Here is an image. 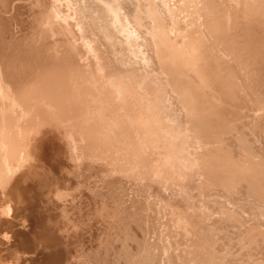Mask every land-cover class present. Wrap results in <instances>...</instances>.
Returning <instances> with one entry per match:
<instances>
[{"label":"rangeland","instance_id":"obj_1","mask_svg":"<svg viewBox=\"0 0 264 264\" xmlns=\"http://www.w3.org/2000/svg\"><path fill=\"white\" fill-rule=\"evenodd\" d=\"M41 1L0 0V264H263L264 0Z\"/></svg>","mask_w":264,"mask_h":264},{"label":"bare ground","instance_id":"obj_2","mask_svg":"<svg viewBox=\"0 0 264 264\" xmlns=\"http://www.w3.org/2000/svg\"><path fill=\"white\" fill-rule=\"evenodd\" d=\"M7 1H8V0H7ZM29 1H30V0H29ZM40 1H41V0H40ZM155 1H156V0H155ZM170 1H171V0H170ZM41 2H42V1H41ZM164 2H165V1H164ZM228 2H229V1H228ZM12 3H13V2H12ZM39 3H40V2H39ZM51 3H52V2H51ZM250 3H251V2H250ZM61 4H62V3H61ZM72 4H73V3H72ZM102 4H103V3H102ZM102 4H101V5H102ZM177 4H178V3H177ZM242 4H243V3H242ZM2 5H3V4H2ZM10 5H11V4H10ZM47 5H48V3H47ZM197 5H198V4H197ZM52 6L54 7V5H52ZM65 6H66V5H65ZM76 6H77V5H76ZM111 6H112V5H111ZM115 6H116V5H115ZM166 6H167V5H166ZM245 6H246V5H245ZM14 7H15V6H14ZM34 7H35V6H34ZM45 7H46V6H45ZM106 7H107V6H106ZM226 7H227V6H226ZM2 8H3V6H2ZM8 8H9V6H8ZM17 8H18V7H17ZM39 8H40V6H39ZM47 8H48V6H47ZM55 8H56V7H55ZM72 8H73V7H72ZM74 8H75V7H74ZM116 8H117V7H116ZM165 8H166V7H165ZM9 9H10V8H9ZM52 9H53V8H52ZM56 9H57V8H56ZM56 9H54V10H56ZM215 9H216V8H215ZM15 10H17V9H15ZM45 10H46V9H45ZM189 10H190V9H189ZM252 10H253V9H252ZM30 11H31V10H30ZM52 11H53V10H52ZM118 11H119V9H118ZM147 11H148V10H147ZM182 11H183V10H182ZM242 11H243V10H242ZM247 11H248V10H247ZM42 12H43V11H42ZM42 12H41V13H42ZM46 12H47V11H46ZM73 12H74V11H73ZM75 12H76V11H75ZM231 12H232V11H231ZM259 12H260V11H259ZM41 13H40V14H41ZM55 13H56V12H55ZM76 13H77V12H76ZM78 13H79V12H78ZM80 13H81V12H80ZM116 13H117V12H116ZM157 13H158V12H157ZM162 13H163V12H162ZM15 14H16V13H15ZM57 14H58V12H57ZM112 14H113V13H112ZM146 14H149V13L147 12ZM248 14H249V13H248ZM258 14H259V13H258ZM53 15H54V14H53ZM108 15H109V14H108ZM169 15H170V14H169ZM169 15H168V17H169ZM262 15H263V14H262ZM39 16H40V15H38V17H39ZM56 16H59V14L56 15ZM66 16H67V15H66ZM112 16H113V15H112ZM263 16H264V15H263ZM77 17H78V16H77ZM83 17H84V15H83ZM135 17H136V16H135ZM173 17H174V16H173ZM236 17H237V16H236ZM30 18H32V17H30ZM57 18H60V17H57ZM63 18H65V17H63ZM113 18H114V17H113ZM121 18H122V17H121ZM127 18H128V17H127ZM133 18H134V17H133ZM214 18H215V17H214ZM248 18H249V17H248ZM17 19H18V18H17ZM38 19H39V18H38ZM66 19H67V18H66ZM111 19H112V18H111ZM168 19H169V18H168ZM175 19H176V17H175ZM236 19H237V18H236ZM255 19H256V18H255ZM261 19H262V18H261ZM47 20H48V19H47ZM76 20H77V19H76ZM115 20H116V19H115ZM117 20H118V19H117ZM190 20H191V19H190ZM205 20H206V19H205ZM209 20H210V19H209ZM243 20H244V19H243ZM250 20H251V19H250ZM257 20H258V19H257ZM17 21H18V20H17ZM43 21H44V20H43ZM77 21H78V20H77ZM141 21H143V20H141ZM180 21H181V20H180ZM262 21H263V19H262ZM50 22H52V21H50ZM120 22H121V21H120ZM139 22H140V21H139ZM196 22H197V21H196ZM234 22H235V21H234ZM236 22H237V21H236ZM36 23H37V22H36ZM41 23H43V22H41ZM47 23H48V22H47ZM87 23H88V22H87ZM174 23H175V22H174ZM174 23H173V24H174ZM208 23H209V22H208ZM263 23H264V22H263ZM31 24H32V23H31ZM40 25H41V24H40ZM78 25H79V23H78ZM112 25H113V24H112ZM165 25H166V24H165ZM187 25H188V24H187ZM191 25H192V24H191ZM208 25H209V24H208ZM233 25H234V24H233ZM251 25H252V24H251ZM256 25H258V24H256ZM36 26H37V24H36ZM36 26H35V27H36ZM62 26H63V25H62ZM172 26H173V25H172ZM222 26H223V25H222ZM245 26H246V25H245ZM248 26H249V25H248ZM248 26H247V27H248ZM17 27H18V25H17ZM37 27H38V26H37ZM37 27H36V28H37ZM67 27H68V26H67ZM74 27H75V26H74ZM126 27H129V26H126ZM126 27H125V28H126ZM140 27H141V26H140ZM155 27H156V26H155ZM169 27H170V26H169ZM259 27H260V26H259ZM38 28H39V27H38ZM77 28H78V27H76L75 30H76ZM106 28H107V27H106ZM112 28H113V27H112ZM115 28H116V27H115ZM253 28H254V27H253ZM57 29H58V28H57ZM154 29H155V28H154ZM168 29H169V28H168ZM170 29H171V28H170ZM242 29H243V28H242ZM245 29H246V28H245ZM261 29H262V28H261ZM38 30H39V29H38ZM53 30H54V29H53ZM75 30H74V31H75ZM122 30H123V29H122ZM126 30H127V29H126ZM130 30H131V29H130ZM157 30H158V29H157ZM181 30H182V29H181ZM257 30H258V29H257ZM262 30H264V27H263ZM41 31H42V30H41ZM110 31H111V30H110ZM113 31H114V30H113ZM124 31H125V30H124ZM132 31H133V30H131L130 32L132 33ZM145 31H146V30H145ZM39 32H40V31H39ZM43 32H44V31H43ZM54 32H56V31L54 30ZM57 32H58V30H57ZM127 32H128L127 35H130V34H129V31H127ZM253 32H254V31H253ZM12 33H13V32H12ZM58 33H59V32H58ZM133 33H135V32H133ZM230 33H231V32H230ZM230 33H229V34H230ZM258 33H260V32H258ZM44 34H45V33H44ZM63 34H64V33H63ZM91 34H92V33H91ZM91 34H90V35H91ZM154 34H155V33H154ZM250 34H251V33H250ZM262 34H263V33H262ZM12 35H14V34H12ZM17 35H18V34H17ZM40 35H41V33H40ZM42 35H43V33H42ZM42 35H41V36H42ZM87 35H88V34H87ZM135 35H136V34H135ZM160 35H162V34H160ZM234 35H235V34H234ZM252 35H253V34H252ZM61 36H62V35H61ZM132 36H133V35H132ZM153 36H154V35H153ZM188 36H189V35H188ZM211 36H212V35H211ZM249 36H250V35H249ZM254 36H256V35H254ZM258 36H259V35H258ZM79 37H80V36H79ZM87 37H88V36H87ZM89 37H90V36H89ZM121 37H123V36H121ZM150 37H151V36H150ZM163 37H164V36H163ZM163 37H162V38H163ZM233 37H235V36H233ZM251 37H252V36H251ZM262 37H263V36H262ZM262 37H261V38H262ZM128 38H130V37H128ZM219 38H220V37H219ZM242 38H243V37H242ZM30 39H31V38H30ZM38 39H39V38H38ZM46 39H48V38H46ZM56 39H57V38H56ZM58 39H59V38H58ZM67 39H68V38H67ZM80 39H81V38H80ZM87 39H88V38H87ZM115 39H116V38H115ZM121 39H122V38H121ZM144 39H145V38H144ZM155 39H156V37H155ZM244 39H245V38H244ZM250 39H251V38L249 37V41H250ZM259 39H260V38H259ZM263 39H264V38H263ZM16 40H17V39H16ZM16 40H15V41H16ZM24 40H25V38H24ZM27 40H28V39H27ZM39 40H40V39H39ZM74 40H75V39H74ZM83 40H84V39H83ZM89 40H90V39H89ZM221 40H222V39H221ZM255 40H257V39H255ZM11 41H12V40H11ZM47 41H48V40H47ZM62 41H64V39H63ZM115 41H116V40H115ZM160 41H161V40H160ZM183 41H184V40H183ZM229 41H230V40H229ZM233 41H234V40H233ZM31 42H32V41H31ZM58 42H59V41H58ZM91 42H92V40H91ZM93 42H94V41H93ZM150 42H151V41H150ZM211 42H212V41H211ZM251 42H252V41H251ZM29 43H30V42H29ZM38 43H39V42H38ZM38 43H36V44H38ZM45 43H46V42H45ZM49 43H50V42H49ZM51 43H52V42H51ZM78 43H79V42H78ZM83 43H85V40H84ZM88 43H89V42H88ZM128 43H129V42H128ZM160 43H161V42H160ZM163 43H164V42H163ZM218 43H219V42H218ZM237 43H238V42H237ZM237 43H236V44H237ZM257 43H258V42H257ZM16 44H17V43H16ZM19 44H20V43H19ZM63 44H64V42H63ZM97 44H98V43H97ZM125 44H126V43H125ZM161 44H162V43H161ZM245 44H246V43H245ZM248 44H249V43H248ZM27 45H28V44H27ZM29 45H30V44H29ZM32 45H33V44H32ZM34 45H35V44H34ZM38 45H39V44H38ZM60 45H61V44H60ZM64 45H65V44H64ZM83 45H84V44H83ZM85 45H86V44H85ZM99 45H100V44H99ZM154 45H155V44H154ZM167 45H168V44H167ZM189 45H190V44H189ZM191 45H192V44H191ZM20 46H21V45H20ZM41 46H42V45H41ZM41 46H40V47H41ZM53 46H54V45H53ZM61 46H62V45H61ZM69 46H70V45H69ZM90 46H91V45H90ZM124 46H125V45H124ZM224 46H225V45H224ZM232 46H233V45H232ZM250 46H251V45H250ZM15 47H16V46H15ZM28 47H29V46H28ZM35 47H36V45H35ZM38 47H39V46H38ZM51 47H52V46H51ZM62 47H63V46H62ZM82 47H83V46H82ZM135 47H136V46H135ZM220 47H221V46H220ZM242 47H243V45H242ZM19 48H20V47H19ZM32 48H33V47H32ZM42 48H43V47H42ZM83 48H84V47H83ZM86 48H88V47H86ZM94 48H95V47H94ZM129 48H130V47H129ZM138 48H139V47H138ZM187 48H188V47H187ZM248 48H250V47H248ZM11 49H12V48H11ZM35 49H37V47H36ZM45 49L47 50V49H49V48H45ZM56 49H57V48H56ZM56 49H55V50H56ZM59 49H60V48H59ZM66 49H67V48H66ZM69 49H70V48H68V51H69ZM89 49H90V48H89ZM100 49H101V48H100ZM104 49H105V48H104ZM139 49H140V48H139ZM145 49H146V48H145ZM178 49H179V48H178ZM213 49H214V48H213ZM234 49H235V48H234ZM236 49H237V51H238V48H236ZM242 49H243V48H242ZM18 50H19V49H18ZM32 50H33V49H32ZM46 50H45V51H46ZM80 50H81V48H80ZM85 50H86V49H85ZM95 50H96V49H95ZM187 50H188V49H187ZM231 50H232V49H231ZM243 50H244V49H243ZM246 50H247V49H246ZM250 50H251V49H250ZM261 50H264V48H262ZM261 50H260V51H261ZM50 51H51V50H50ZM97 51H99V50H97ZM138 51H139V50H138ZM138 51H137V52H138ZM190 51H191V50H190ZM233 51H234V50H233ZM248 51H249V50H248ZM0 52H1V51H0ZM19 52H20V51H19ZM19 52H18V53H19ZM23 52H24V51H23ZM41 52H42V51H41ZM85 52H87V51H85ZM88 52H89V51H88ZM128 52H129V51H128ZM139 52H140V51H139ZM168 52H169V51H168ZM241 52H242V51H241ZM261 52H262V51H261ZM16 53H17V51H16ZM44 53H45V52H44ZM44 53H43L42 55H44ZM61 53H62V52H61ZM65 53H66V52H65ZM69 53H70V52H69ZM72 53H73V51H72ZM77 53H78V52H77ZM79 53H80V52H79ZM82 53H83V52H82ZM92 53H93V51H92ZM135 53H136V52H135ZM153 53H154V52H153ZM177 53H178V52H177ZM226 53H227V52H226ZM248 53H249V52H248ZM32 54H33V52H32ZM35 54L38 55L36 52H35ZM35 54H34V55H35ZM39 54H40V53H39ZM66 54H67V53H66ZM66 54H65V55H66ZM155 54H156V53H155ZM238 54H239V53H238ZM255 54H256V53H255ZM262 54H263V53H262ZM15 55H16V54H15ZM20 55H21V54H20ZM20 55H19V56H20ZM42 55H41V56H42ZM62 55H63V54H62ZM72 55H73V54H72ZM168 55H169V54H168ZM246 55H247V54H246ZM30 56H31V55H30ZM41 56H40L39 58H41ZM74 56H75V55H74ZM86 56H87V55H86ZM90 56H91V55H90ZM103 56H104V55H103ZM140 56H141V54H140ZM143 56H144V55H143ZM155 56H156V55H155ZM171 56H172V55H171ZM244 56H245V55H244ZM260 56H261V54H260ZM17 57H18V56H17ZM35 57H38V56H35ZM65 57H66V56H65ZM100 57H101V55H100ZM146 57H147V56H146ZM221 57H222V56H221ZM255 57H256V56H255ZM25 58H26V57H25ZM32 58H33V57H32ZM32 58H31V59H32ZM45 58H47V60H49L47 56H46ZM68 58H69V57H68ZM72 58H73V57H72ZM91 58H92V57H91ZM95 58H96V57H95ZM191 58H192V57H191ZM222 58H223V57H222ZM226 58H227V57H226ZM236 58H237V57H236ZM240 58H241V56H240ZM240 58H239V59H240ZM22 59H24V57H23ZM37 59H38V58H37ZM54 59H55V58H54ZM54 59H51V60H54ZM74 59H75V58H74ZM93 59H94V58H93ZM136 59H137V58H136ZM180 59H181V58H180ZM221 60H222V59H221ZM234 60H235V59H234ZM16 61H17V60H16ZM35 61H36V60H35ZM56 61H57V60H56ZM86 61H87V60H86ZM89 61H90V60H89ZM139 61H140V60H139ZM142 61H143V59H142ZM147 61H149V60H147ZM235 61H236V60H235ZM239 61H240V60H239ZM40 62H42V61L40 60ZM48 62H49V61H48ZM53 62H54V61H53ZM70 62H71V61H69V63H70ZM73 62H75V60H74ZM227 62H228V61H227ZM236 62H237V61H236ZM245 62H246V61H245ZM253 62H254V61H253ZM253 62H252V63H253ZM29 63H30V62H29ZM31 63H32V62H31ZM31 63H30V64H31ZM33 63H34V62H33ZM38 63H39V62H38ZM38 63H36V64H38ZM75 63H76V62H75ZM82 63H83V62H82ZM147 63H148V62H147ZM192 63H193V62H192ZM224 63H225V62H224ZM229 63H230V62H229ZM27 64H28V63H27ZM45 64H47L46 61H45ZM45 64H44V65H45ZM54 64H55V63H54ZM90 64H91V63H90ZM218 64H219V63H218ZM239 64H240V63H239ZM247 64H248V63H247ZM261 64H262V63H261ZM32 65H34V64H32ZM51 65H52V64H51ZM55 65H57V64H55ZM73 65H74V64H73ZM82 65H83V64H82ZM157 65H158V64H157ZM157 65H156V66H157ZM179 65H180V64H179ZM248 65H249V64H248ZM256 65H257V64H256ZM263 65H264V64H263ZM42 66H43V64H42ZM42 66H40V67H42ZM71 66H72V65H71ZM101 66H102V65H101ZM147 66H148V65H147ZM171 66H172V65H171ZM231 66H232V65H231ZM242 66H243V65H242ZM249 66H250V65H249ZM252 66H253V65H252ZM252 66H251L250 68H252ZM28 67H29V66H28ZM47 67H48V66H47ZM56 67H57V66H56ZM61 67H62V65H61ZM83 67H84V66H83ZM105 67H106V65L104 66V68H105ZM182 67H183V66H182ZM185 67H186V66H185ZM185 67H184V68H185ZM228 67H229V66H228ZM235 67H236V66H235ZM262 67H263V66H262ZM262 67H261V68H262ZM31 68H32V67H31ZM36 68H37V66H36ZM174 68H175V67H174ZM184 68H183V69H184ZM208 68H209V67H208ZM241 68H242V67H241ZM255 68H256V67H255ZM5 69H6V68H5ZM37 69H38V68H37ZM39 69H40V68H39ZM41 69H42V68H41ZM45 69H46V68H45ZM145 69H146V68H145ZM159 69H160V68H159ZM161 69H162V68H161ZM223 69H224V68H223ZM232 69H233V68H232ZM27 70H29V69L27 68ZM43 70H44V68H43ZM47 70H48V68H47ZM50 70H51V69H50ZM52 70H53V69H52ZM88 70H89V69H88ZM90 70H91V68H90ZM205 70H206V69H205ZM240 70H241V69H240ZM258 70H259V68H258ZM84 71H85V70H84ZM105 71H107V70H105ZM149 71H150V70H149ZM166 71H167V69H166ZM212 71H213V70H212ZM214 71H215V70H214ZM235 71H236V70H235ZM241 71H242V70H241ZM252 71H253V70H252ZM32 72H33V71H32ZM34 72H35V71H34ZM90 72H91V71H90ZM131 72H132V71H131ZM194 72H195V71H194ZM205 72H206V71H205ZM222 72H223V71H222ZM227 72H228V71H227ZM231 72H232V71H231ZM245 72H246V70H245ZM248 72H249V71H248ZM254 72H255V70H254ZM9 73H10V72H9ZM51 73H52V72H51ZM54 73H55V72H54ZM138 73H139V71H138ZM146 73H147V72H146ZM187 73H188V72H187ZM233 73H234V72H233ZM249 73H250V72H249ZM260 73H261V72H260ZM21 74H22V73H21ZM29 74H30V73H29ZM38 74H39V73H37V75H38ZM73 74H74V73H73ZM178 74H179V73H178ZM189 74H190V73H189ZM243 74H244V73H243ZM250 74H251V73H250ZM255 74H256V73H255ZM13 75H14V74H13ZM30 75H32V74H30ZM44 75H45V74H44ZM79 75H80V72H79ZM212 75H213V74H212ZM236 75H237V74H236ZM257 75H258V74H257ZM11 76H12V75H11ZM82 76H83V75H82ZM85 76L87 77V75H85ZM152 76H154V75H152ZM167 76H168V74H167ZM169 76H170V75H169ZM213 76H214V75H213ZM242 76H243V75H242ZM246 76L248 77V75H246ZM251 76H253V74H252ZM32 77H33V76H32ZM34 77H37V76L35 75ZM38 77H39V76H38ZM46 77H48V76L46 75ZM51 77H52V76H51ZM56 77H57V76H56ZM56 77H55V79H56ZM58 77H60V76H58ZM62 77H63V75H62ZM94 77H95V76H94ZM144 77H145V75H144ZM228 77H229V76H228ZM239 77H241V76H239ZM255 77H257V76H255ZM27 78H29V77H27ZM43 78H44V77H43ZM157 78H158V77H157ZM221 78H222V77H221ZM233 78H234V77H233ZM236 78H237V77H236ZM249 78H250V76H249ZM249 78H248V79H249ZM36 79H37V78H36ZM55 79H54V80H55ZM98 79H99V78H98ZM151 79H153V78H151ZM172 79H173V77H172ZM219 79H220V78H219ZM228 79H229V78H228ZM251 79H252V78H251ZM25 80H26V78H25ZM28 80H29V79H28ZM41 80H42V79H41ZM41 80H40V82H41ZM44 80H45V82H46V78H45ZM48 80H49V78H48ZM59 80H61V79H59ZM63 80H65V79H63ZM72 80H73V79H72ZM87 80H88V79H87ZM112 80H113V79H112ZM166 80H167V79H166ZM166 80H165V81H166ZM50 81H51V80H50ZM50 81H49V84H50ZM55 81H56V80H55ZM84 81H85V80H84ZM89 81H90V80H89ZM109 81H110V80H109ZM119 81H120V80H119ZM119 81H117V84H116V83H113V84H112V83H111L112 81H111L110 83H111V86H112L113 94H114V92H115L116 94H119V97H120V98H122L123 96H120V94H121V93H122L121 95L125 94L126 89L123 90V88H124L125 86H124V87H123V86L121 87L122 84H121V83L118 84ZM206 81H207V80H206ZM221 81H222V80H221ZM244 81H245V80H244ZM249 81H250V79H249ZM0 82H1V81H0ZM20 82H21V81H20ZM25 82H26V81H25ZM31 82H32V81H31ZM38 82H39V81H38ZM45 82L43 81V83H45ZM52 82H53V81H52ZM58 82H59V81H57V84H58ZM61 82H62V81H61ZM113 82H114V80H113ZM213 82H214V81H213ZM228 82H229V81H228ZM230 82H231V81H230ZM253 82H254V81H253ZM28 83H29V82H28ZM43 83H42V84H43ZM46 83L48 84V82H46ZM110 83H109V84H110ZM169 83H170V82H169ZM174 83H175V82H174ZM195 83H196V82H195ZM223 83H224V82H223ZM235 83H236V82H235ZM240 83H242V82H240ZM26 84H27V83H26ZM49 84H48V85H49ZM52 84H53V83H52ZM98 84H99V83H98ZM146 84H147V83H146ZM214 84H215V83H214ZM247 84H248V83H247ZM247 84H245V85H247ZM14 85H15V84H14ZM211 85H212V84H211ZM217 85H218V84H217ZM248 85H249V84H248ZM1 86H2V85H1ZM43 86H44V85H43ZM58 86H59V85H58ZM91 86H92V85H91ZM91 86H90V88H91ZM150 86H151V85H150ZM169 86H170V85H169ZM199 86H200V85H199ZM205 86H206V85H205ZM224 86H225V85H224ZM237 86H238V85H237ZM3 87H4V86H3ZM3 87H2V88H3ZM20 87H21V86H20ZM98 87H99V86H98ZM156 87H157V86H156ZM170 87H171V86H170ZM212 87H213V86H212ZM222 87H223V86H222ZM233 87H234V86H233ZM241 87H242V86H241ZM6 88H7V87H6ZM22 88H23V87H22ZM59 88H60V87H58V89H59ZM83 88H84V87H83ZM125 88H126V87H125ZM210 88H211V87H210ZM3 89H5V88H3ZM9 89H10V88H9ZM19 89H20V88H19ZM39 89H40V88H39ZM39 89H38V90H39ZM56 89H57V88H56ZM213 89H214V88H213ZM226 89H227V88H226ZM244 89H246V88H244ZM13 90H14V89H13ZM51 90H52V89H51ZM148 90H149V89H148ZM233 90H234V89H233ZM238 90H239V89H238ZM241 90H242V89H241ZM10 91L12 92V90H10ZM48 91H49V89H48ZM60 91H61V90H60ZM88 91H89V90H88ZM123 91H124V92H123ZM129 91H130V90H129ZM176 91H177V90H176ZM236 91H237V90H236ZM245 91H246V90H245ZM4 92H5V90H4ZM49 92H50V91H49ZM55 92H56V91H55ZM210 92H211V91H210ZM219 92H220V91H219ZM223 92H224V91H223ZM251 92H252V91H251ZM38 93H39V92H38ZM83 93H84V92H83ZM101 93H102V92H101ZM168 93H169V92H168ZM227 93H228V92H227ZM253 93H254V92H253ZM5 94H6V93H5ZM9 94H10V93H9ZM23 94H24V93H23ZM23 94H22V96H23ZM25 94H26V93H25ZM29 94H30V93H29ZM42 94H43V92H42ZM51 94H53V93H51ZM85 94H86V93H85ZM103 94H104V93H103ZM220 94H221V93H220ZM260 94H261V93H260ZM10 95L12 96V94H10ZM20 95H21V94H20ZM26 95H27V94H26ZM57 95H58V94H57ZM70 95H71V93H70ZM92 95H93V94H92ZM104 95H105V94H104ZM114 95H115V94H114ZM226 95H227V94H226ZM241 95H242V94H241ZM246 95H247V94H246ZM252 95H255V94H252ZM0 96H1V95H0ZM7 96H8V95H7ZM28 96H29V95H28ZM39 96H41V95H39ZM44 96H45V92H44ZM74 96H75V95H74ZM93 96H94V95H93ZM116 96H117V95H116ZM116 96H115V97H116ZM138 96H139V95H138ZM223 96H224V95H223ZM238 96H239V95H238ZM238 96H237V97H238ZM13 97H14V96H13ZM34 97H35V96H34ZM84 97H85V96H84ZM117 97H118V96H117ZM119 97H118V99H119ZM19 98H20V97H19ZM23 98H24V97H23ZM26 98H27V97H26ZM40 98H41V97H40ZM56 98H57V97H56ZM76 98H77V97H76ZM93 98H94V97H93ZM104 98H105V97H104ZM143 98H144V97H143ZM179 98H180V97H179ZM232 98H233V97H232ZM87 99H88V98H87ZM123 99H124V98H123ZM182 99H183V98H182ZM220 99H221V98H220ZM256 99H257V98H256ZM14 100H16V99L14 98ZM18 100H19V99H18ZM23 100H24V99H23ZM39 100H41V99L38 98V102H36V103H39ZM43 100H44V99H43ZM59 100H60V99H59ZM63 100H64V99H63ZM105 100H108V99L106 98ZM105 100H103V101H105ZM230 100H231V99H230ZM11 101H12V99H11ZM35 101H36V100H35ZM50 101H51V100H50ZM240 101H241V100H240ZM250 101H252V100H250ZM258 101H259V100H258ZM2 102H4V101H2ZM5 102H6V100H5ZM18 102H19V101H18ZM21 102H22V98H21ZM29 102H30V101H29ZM47 102H48V101H47ZM53 102H54V101H53ZM65 102H66V100H65ZM74 102H76V101H74ZM101 102H102V101H101ZM105 102H108V101H105ZM228 102H230V101H228ZM231 102H232V101H231ZM236 102H237V101H236ZM236 102H235V103H236ZM248 102H249V101H248ZM254 102H255V101H254ZM6 103H7V102H6ZM19 103H20V102H19ZM32 103H33V102H32ZM32 103H31V104H32ZM207 103H208V102H207ZM215 103H217V102H215ZM243 103H244V102H243ZM9 104H11V103L9 102ZM23 104H25V103H23ZM27 104H28V103H27ZM31 104H30V105H31ZM77 104H78V103H77ZM108 104H109V103H108ZM136 104H137V103H136ZM224 104H225V103H224ZM227 104H228V103H227ZM231 104H232V103H231ZM248 104H249V103H248ZM25 105H26V104H25ZM33 105H35V104H33ZM44 105H45V104H44ZM53 105H54V104H53ZM63 105H64V104H63ZM124 105H125V104H124ZM233 105H234V103H233ZM9 106H10V105H9ZM22 106H23V105H22ZM28 106H29V105H28ZM31 106H32V105H31ZM36 106H37V105H35V107H36ZM38 106H40V104H39ZM49 106H50V105H49ZM89 106H90V105H89ZM89 106H88V107H89ZM97 106H98V105H97ZM165 106H166V105H165ZM193 106H194V105H193ZM219 106H220V105H219ZM225 106H226V105H225ZM229 106H230V105H229ZM259 106H260V105H259ZM93 107H94V106H93ZM102 107H104V106H102ZM166 107H167V106H166ZM185 107H186V106H185ZM212 107H213V106H212ZM246 107H247V106H246ZM246 107H245V108H246ZM7 108H8V107H7ZM9 108H10V107H9ZM15 108H16V107H15ZM26 108H27V107H26ZM26 108H25V109H26ZM59 108H60V107H59ZM91 108H92V106H91ZM105 108H106V106H105ZM241 108H242V107H241ZM249 108H250V107H249ZM254 108H255V107H254ZM17 109H18V108H17ZM20 109H21V108H20ZM31 109H32V108H31ZM93 109H94V108H92V110H93ZM107 109H109V108H107ZM114 109H115V108H114ZM167 109H168V108H167ZM211 109H212V108H211ZM225 109H226V108H225ZM234 109H235V108H234ZM260 109H261V108H260ZM15 110H16V109H15ZM21 110H23V109H21ZM26 110H27V109H26ZM26 110H25V111H26ZM45 110L47 111L46 108H45ZM135 110H136V109H135ZM148 110H149V109H148ZM208 110H209V109H208ZM256 110H257V109H256ZM16 111H17V110H16ZM31 111H32V110H31ZM31 111H29V112H31ZM90 111H91V110H90ZM228 111H229V110H228ZM233 111H234V110H233ZM236 111H237V110H236ZM26 112L29 113L28 111H26ZM34 112H35V111H34ZM34 112H33V113H34ZM91 112H92V111H91ZM91 112H90V113H91ZM106 112H107V111H106ZM163 112H164V111H163ZM200 112H201V111H200ZM234 112H235V111H234ZM17 113H18V112H17ZM110 113H111V112H110ZM113 113H115V112H113ZM218 113H219V112H218ZM8 114H9V113H8ZM8 114H6V117H9V118H10V115L8 116ZM52 114H53V113H52ZM75 114H76V113H75ZM141 114H142V113H141ZM141 114H140V115H141ZM149 114H150V112H149ZM222 114H223V113H222ZM242 114H243V113H242ZM259 114H260V113H259ZM12 115H13V114H12ZM16 115H17V114H16ZM19 115H20V114H19ZM19 115L17 116V118L19 117ZM30 115H31V114H30ZM32 115H33V114H32ZM57 115H58V114H57ZM107 115H108V114H107ZM109 115H110V114H109ZM143 115H144V114H143ZM147 115H148V114H147ZM245 115H246V114H245ZM22 116H23V115H22ZM28 116H29V115H28ZM33 116H34V115H33ZM48 116H49V115H48ZM63 116H65V115L63 114ZM226 116H227V115H226ZM3 117H4V116H3ZM30 117H31V116H30ZM86 117H87V116H86ZM143 117H144V116H143ZM181 117H182V116H181ZM223 117H224V116H223ZM9 118H6V120L8 121ZM14 118H16V117L14 116ZM14 118H13V119H14ZM56 118H57V117H56ZM58 118H59V117H58ZM114 118H116V117H114ZM117 118H118V117H117ZM146 118H147V116H146ZM183 118H184V117H183ZM193 118H194V117H193ZM243 118H244V117H243ZM249 118H250V117H249ZM254 118H255V117H254ZM0 119H1V118H0ZM20 119H21V118H20ZM54 119H55V118H54ZM108 119H109V118H108ZM132 119H133V118H132ZM147 119H148L147 121L149 122V121H151L152 118L150 117V118H147ZM149 119H150V120H149ZM255 119H256V118H255ZM258 119H259V118H258ZM3 120H4V119H3ZM6 120H5V121H6ZM29 120H31V119H29ZM72 120H73V119H72ZM109 120H110V119H109ZM113 120H114V119H113ZM134 120H135V119H134ZM155 120H156V119H155ZM215 120H216V119H215ZM245 120H246V119H245ZM16 121H17V120H16ZM54 121H55V120H54ZM76 121H77V120H76ZM84 121H85V120H84ZM107 121H108V120H107ZM107 121H106V122H107ZM142 121H143V120H142ZM211 121H212V120H211ZM225 121H226V120H225ZM23 122H24V120H23ZM25 122H26V121H25ZM30 122H32V121H30ZM37 122H38V121H37ZM51 122H53V121L51 120ZM108 122H109V121H108ZM114 122H115V121H114ZM148 122H147V123H148ZM151 122H152V124H154L153 121H151ZM3 123H4V121L2 122V125H5V124H3ZM6 123L9 124V122H6ZM41 123H42V122H41ZM56 123H57V122H56ZM67 123H68V122H67ZM95 123H96V122H95ZM175 123H176V122H175ZM178 123H180V122H178ZM189 123H190V121H189ZM230 123H231V122H230ZM8 124H7V125H8ZM19 124H20V122H19ZM28 124H29V123H28ZM197 124H198V123H197ZM216 124H217V123H216ZM7 125H6V126H7ZM30 125H32V124H30ZM34 125H35V124H34ZM62 125H63V124H62ZM82 125H83V124H82ZM111 125H112V124H111ZM173 125H174V124H173ZM221 125H222V124H221ZM11 126H12V125H10V127H11ZM13 126H14V125H13ZM16 126H17V125H16ZM19 126H21V125H18V127H16V129H18ZM76 126H77V125H76ZM104 126H105V125H104ZM117 126H118V125H117ZM190 126H192V125H190ZM193 126H195V125H193ZM193 126H192V127H193ZM216 126H217V125H216ZM111 127H112V126H111ZM126 127H127V126H126ZM149 127H150V126H149ZM252 127H253V125H252ZM260 127H261V126H260ZM78 128H79V127H78ZM95 128H96V127H95ZM109 128H110V127H109ZM220 128H222V127L220 126ZM236 128H237V127H236ZM10 129H11V128H10ZM10 129H9V131H10ZM118 129H119V128H118ZM124 129H125V127H124ZM148 129H149V128H148ZM148 129H147V130H148ZM156 129H157V128H156ZM193 129H194V128H193ZM13 130H14V129H13ZM81 130H82V129H81ZM93 130H94V129H93ZM95 130H96V129H95ZM95 130H94V131H95ZM101 130H102V129H101ZM126 130H127V129H126ZM195 130H196V129H195ZM114 131H115V130H114ZM123 131H124V130H123ZM154 131H155V129H153L152 132H154ZM190 131H191V130H190ZM201 131H202V130H201ZM0 132H1V130H0ZM120 132H121V131H120ZM128 132H129V130H128ZM157 132H158V133H157ZM192 132H193V131H192ZM244 132H246V131H244ZM259 132H260V131H259ZM2 133H3V132H2ZM11 133H12V132H11ZM65 133H66V132H65ZM122 133H123V132H122ZM154 133H157L156 135H159V137L162 136V135H164V132H163V134H159V133H161L160 131H156V132H154ZM193 133H194V132H193ZM198 133H200V131H199ZM4 134H5V133H4ZM62 134H63V133H62ZM152 134H153V133H152ZM191 134H192V133H191ZM214 134H215V133H214ZM218 134H219V133H218ZM1 135H2V134H1ZM11 135H12V134H11ZM11 135H10V136H11ZM110 135H111V134H110ZM126 135H127V134H126ZM165 135H166V134H165ZM167 135H169V134H167ZM233 135H234V134H233ZM258 135H259V134H258ZM114 136H115V135H114ZM189 136H190V135H189ZM196 136H197V134H196ZM246 136H247V135H246ZM255 136H256V135H255ZM192 137H193V136H192ZM221 137H222V136H221ZM259 137H260V136H259ZM1 138H2V137H1ZM120 138H121V137H120ZM162 138H163V137H162ZM197 138H199V137H197ZM234 138H235V137H234ZM252 138H253V137H252ZM107 139H108V138H107ZM112 139H113V138H112ZM130 139H131V138H130ZM130 139H129V140H130ZM157 139H158V138H157ZM172 139H173V138H172ZM246 139H247V138H246ZM9 140H10V139H9ZM92 140H93V139H92ZM115 140H116V139H115ZM119 140H120V139H119ZM121 140H122V139H121ZM226 140H227V139H226ZM12 141H13V139H12ZM93 141H94V140H93ZM125 141H126V140H125ZM156 141H157V140H156ZM174 141H175V140H174ZM246 141H247V140H246ZM250 141H251V140H250ZM90 142H91V141H90ZM115 142H116V141H115ZM152 142H153V140H152ZM168 142H169V141H168ZM203 142H204V141H203ZM236 142H237V141H236ZM260 142H261V141H260ZM127 143H128V142H127ZM129 143H131V141H130ZM140 143H141V142H140ZM165 143H166V142H165ZM170 143H171V142H170ZM258 143H259V142H258ZM8 144H9V143H8ZM13 144H15V143H13ZM18 144H19V143H18ZM113 144H115V143H113ZM142 144H143V142H142ZM171 144H172V143H171ZM203 144H204V143H203ZM11 145H12V144H11ZM122 145H123V144H122ZM122 145H121V146H122ZM178 145H179V144H178ZM186 145H187V144H186ZM215 145H216V144H215ZM215 145H214V147H215ZM230 145H231V144H230ZM236 145H237V144H236ZM236 145H235V146H236ZM255 145H257V144H255ZM166 146H167V145H166ZM173 146H174V145H173ZM191 146H192V145H191ZM216 146H217V145H216ZM221 146H222V145H221ZM235 146H233V147H235ZM16 147H17V144H16ZM16 147H15V148H16ZM119 147H120V146H119ZM134 147H135V145H134ZM134 147H133V148H134ZM137 147H138V146H137ZM210 147H211V146H210ZM9 148H10V147H9ZM9 148H8V149H9ZM122 148H123V147H122ZM128 148H129V147H128ZM130 148H131V147H130ZM169 148H170V147H169ZM186 148H187V147H186ZM12 149H13V148H12ZM171 149H172V148H171ZM191 149H192V148H191ZM191 149H189V150H191ZM208 149H209V148H208ZM212 149H213V148H212ZM214 149H215V148H214ZM244 149H245V148H244ZM244 149H243V150H244ZM74 150H75V148H74ZM139 150H140V149H139ZM219 150H220V149H219ZM245 150H246V149H245ZM256 150H257V149H256ZM164 151H165V150H164ZM222 151H223V150H221V152H222ZM22 152H23V151H22ZM134 152H135V151H134ZM154 152H155V151H154ZM244 152H245V151H244ZM262 152H263V151H262ZM140 153H141V152H140ZM168 153H169V152H168ZM170 153H171V152H170ZM191 153H192V152H191ZM239 153H240V152H239ZM129 154H130V153H129ZM133 154H134V153H132V155H133ZM148 154H149V153H148ZM165 154H166V153H165ZM173 154H175V153H173ZM177 154H179V153H177ZM189 154H190V153H189ZM197 154H198V153H197ZM204 154H205V153H204ZM140 155H141V154H140ZM223 155H224V154H223ZM259 155H262V154L260 153ZM141 156L143 157V155H141ZM171 156H172V155H171ZM191 156H192V155H191ZM263 156H264V155H263ZM75 157H76V156H75ZM144 157H145V156H144ZM174 157H175V156H174ZM176 157H177V156H176ZM196 157H197V156H196ZM212 157L214 158V155H213ZM233 157H234V156H233ZM139 158H141V157L139 156ZM153 158H155V156H153ZM161 158H163V157H161ZM168 158H169V157H168ZM172 158H173V157H172ZM192 158H193V157H192ZM75 159H76V158H75ZM124 159H125V158H124ZM129 159H130V158H129ZM145 159H146V158H145ZM147 159H148V158H147ZM158 159H159V158H158ZM158 159H157V160H158ZM206 159H207V158H206ZM211 159H212V158H211ZM224 159H225V158H224ZM77 160H78V159H77ZM140 160H141V159H140ZM149 160H150V159H149ZM149 160H147V161L150 162ZM153 160H154V159H153ZM161 160H162V159H161ZM164 160H165V159H164ZM168 160H169V159H168ZM209 160H210V159H209ZM214 160H217V159H214ZM134 161H135V160H134ZM145 161H146V160H145ZM162 161H163V160H162ZM0 162H1V161H0ZM139 162H140V161H139ZM159 162H160V160H159ZM159 162H158V164H159ZM169 162H170V161H169ZM202 162H203V161H202ZM202 162H201V163H202ZM208 162H209V161H208ZM211 162H212V161H211ZM211 162H210V163H211ZM213 162H214V161H213ZM127 163H128V162H127ZM136 163H137V162H136ZM160 163L162 164V162H160ZM214 163H215V162H214ZM258 163H259V162H258ZM130 164H131V162H130ZM142 164H143V163H142ZM147 164H148L147 162H146V164L144 163V165H147ZM149 164H150V163H149ZM185 164H186V163H185ZM204 164H205V163H204ZM211 164H213V163H211ZM1 165H2V164H1ZM1 165H0V168H1ZM144 165H143V166H144ZM233 165H234V164H233ZM13 166H14V165H13ZM133 166H134V165H133ZM167 166H168V165H167ZM177 166H180V165H177ZM192 166H193V165H192ZM201 166H202V165H201ZM229 166H230V165H229ZM14 167H15V166H14ZM17 167H18V166H17ZM145 167H146V166H145ZM171 167H172V165H171ZM204 167H205V166H204ZM207 167H208V166H207ZM231 167H232V166H231ZM140 168H141V167H140ZM178 168H179V167H178ZM212 168H213V167H212ZM1 169H2V168H1ZM138 169H139V167H138ZM149 169H150V168H149ZM153 169H154V168H153ZM165 169H166V168H165ZM198 169H199V168H198ZM201 169H202V168H201ZM206 169H207V168H206ZM154 170H155V169H154ZM202 170H203V169H202ZM219 170H220V169H219ZM241 170H242V169H241ZM1 171H2V170H1ZM140 171H142V170H140ZM171 171H172V169H171ZM173 171H175V170H173ZM228 171H229V170H228ZM233 171H234V170H233ZM239 171H240V170H239ZM143 172H144V171H143ZM180 172H181V171H180ZM185 172H186V171H185ZM202 172H203V171H202ZM221 172H222V170H221ZM229 172L232 173V170L229 171ZM240 172H241V171H240ZM240 172L237 173V174H240ZM145 173H146V171H145ZM147 173H148V172H147ZM0 174H2V172H0ZM143 174H144V173H143ZM228 174H229V173H228ZM168 175H170V174H168ZM203 175H204V174H203ZM224 175H225V174H224ZM229 175H230V174H229ZM164 176H165V175H164ZM166 176H167V175H166ZM188 176H189V175H188ZM162 177H163V176H162ZM170 177H171V176H170ZM170 177H169V178H170ZM191 177H193V176H191ZM230 177H233V175L230 176ZM234 177H235V176H234ZM236 177H237V176H236ZM33 178H34V177H33ZM189 178H190V177H189ZM226 178H227V177H226ZM252 178H253V177H252ZM257 178H258V177H257ZM145 179H147V178H145ZM166 179H168V177H167ZM192 179H193V178H192ZM208 179H209V178H208ZM233 179H234V178H233ZM205 180H207V179H205ZM228 180H231V178H229ZM252 180H253V179H252ZM161 181H162V178H161ZM189 181H190V179H189ZM164 182H165V181H164ZM190 182H191V181H190ZM202 182H203V181H202ZM228 182H229V181H228ZM251 182H252V181H251ZM251 182H250V183H251ZM157 183H158V182H157ZM157 183H156V184H157ZM161 183H162V182H161ZM161 183H160V184H161ZM187 183H188V182H187ZM220 184H221V183H220ZM232 184H233V183H232ZM253 184L255 185V183H253ZM256 184H257V183H256ZM167 185H168V183H167ZM194 185H195V184H194ZM200 185H201V184H200ZM248 185H249V184H248ZM144 186H145V185H144ZM148 186H149V185H148ZM234 186H235V185H234ZM257 186H258V184L256 185V189H257ZM206 187H207V186H206ZM252 187H253V186H252ZM167 188H168V187H167ZM199 188H200V187H199ZM199 188H198V189H199ZM210 188H211V187H210ZM210 188H209V189H210ZM216 188H217V187H216ZM250 188H251V187H250ZM254 188H255V187H254ZM172 189H173V188H172ZM195 189H196V188H195ZM200 189H201V188H200ZM203 189H204V188H203ZM168 190H169V189H168ZM252 190H254V189H252ZM259 190H260V189H259ZM153 191H154V189H153ZM190 191H191V190H190ZM221 191H222V190H221ZM223 191H224V190H223ZM243 191H244V190H243ZM250 191H251V190H250ZM159 192H161V191H159ZM195 192H196V191H195ZM197 192H198V191H197ZM256 192H257V191H256ZM140 193H141V192H140ZM179 193H180V192H179ZM252 193H253V191H252ZM119 194H120V193H119ZM174 194H175V192H174ZM204 194H205V193H204ZM233 194H234V193H233ZM140 195H141V194H140ZM146 195H147V194H146ZM158 195H159V194H158ZM202 195H203V194H202ZM244 195H245V193H244ZM141 196H143V195H141ZM154 196H155V195H154ZM174 196H175V195H174ZM186 197H187V196H186ZM192 197H194V196H192ZM114 198H115V197H114ZM148 198H149V197H148ZM167 199H168V198H167ZM170 199H171V198H170ZM172 199H173V198H172ZM182 199H183V198H182ZM210 199H211V198H210ZM214 199H216V198H214ZM121 200H122V199H121ZM143 200H144V199H143ZM173 200H174V199H173ZM191 200H192V199H191ZM204 200H206V199H204ZM204 200H203V201H204ZM231 200H232V199H231ZM231 200H230V201H231ZM262 200H263V199H262ZM181 201L183 202V200H181ZM187 201H188V200H187ZM189 201H190V200H189ZM208 201H210V200H208ZM215 201H216V200H215ZM122 202H123V201H122ZM126 202H127V201H126ZM152 202H153V199H152ZM172 202H173V201H172ZM177 202H178V201H177ZM179 202H180V199H179ZM179 202H178V203H179ZM184 202H185V200H184ZM231 202H232V201H231ZM114 203H115V202H114ZM149 203H150V202H149ZM169 203H170V202H169ZM207 203H208V202H207ZM224 203H225V202H224ZM143 204H144V203H143ZM145 204H146V203H145ZM188 204H189V203H188ZM200 204H201V203H200ZM167 205H168V204H167ZM169 205H170V204H169ZM216 205H217V203H216ZM161 206H163V205H161ZM173 206H174V205H173ZM218 206H219V205H218ZM222 206H223V205H222ZM189 207H190V205H189ZM189 207H188V208H189ZM220 207H221V206H220ZM233 207H234V206H233ZM258 207H259V206H258ZM260 207H261V206H260ZM7 208H8V206H7ZM127 208H128V207H127ZM160 208H162V207H160ZM160 208H159V209H160ZM174 208H176V207H174ZM174 208H173V209H174ZM182 208H183V207H182ZM198 208H199V207H198ZM110 209H111V208H110ZM123 209H124V208H123ZM149 209H150V208H149ZM151 209H152V208H151ZM186 209H187V206H186ZM192 209H193V208H192ZM258 209L260 210V208H258ZM263 209H264V208H263ZM7 210H8V209H7ZM7 210H6V211H7ZM164 210H165V209H164ZM175 210H177V209H175ZM183 210H184V209H183ZM190 210H191V209H190ZM216 210H217V208H216ZM219 210H220V208H219ZM152 211H153V210H152ZM155 211H156V210H155ZM161 211H162V210H161ZM191 211H193V210H191ZM201 211H202V210H201ZM208 211H209V210H208ZM227 211H228V210H227ZM232 211H234V210H232ZM262 211H263V210H262ZM130 212H131V211H130ZM168 212H169V209H168ZM173 212H174V211H173ZM179 212H180V211H179ZM181 212H182V211H181ZM184 212H185V211H184ZM188 212H190V211H188ZM202 212H203V211H202ZM220 212H221V211H220ZM258 212H260V211H258ZM156 213H157V212H156ZM182 213H183V212H182ZM190 213H191V212H190ZM240 213H241V211H240ZM246 213H247V212H246ZM7 214H9V211H8ZM130 214H131V213H130ZM157 214H158V213H157ZM209 214H210V213H209ZM209 214H208V215H209ZM212 214H213V212H212ZM242 214H243V213H242ZM128 215H129V214H128ZM136 215H137V214H136ZM177 215H178V214H177ZM181 215H182V214H181ZM188 215H191V214L188 213ZM206 215H207V214H206ZM240 215H241V214H240ZM260 215H261V214H260ZM140 216H141V215H140ZM166 216H167V215H166ZM175 216H176V215H175ZM198 216H199V215H198ZM235 216H236V215H235ZM262 216H263V215H262ZM156 217H157V216H156ZM177 217H178V216H177ZM200 217H202V216H200ZM218 217H219V216H218ZM230 217H232V214H231ZM136 218L138 219V217H136ZM174 218H175V217H174ZM209 218H210V217H209ZM220 218H221V217H220ZM225 218H227V217H225ZM170 219H171V218H170ZM176 219H177V218H176ZM179 219H180V218H179ZM194 219H195V217H194ZM221 219H223V218H221ZM228 219H229V218H228ZM230 219H231V218H230ZM233 219H234V218H233ZM258 219H259V218H258ZM157 220H158V219H157ZM198 220H199V218H198ZM206 220H207V219H206ZM206 220L204 219V221H206ZM261 220H262V219H261ZM263 220H264V219H263ZM142 221H143V220H142ZM158 221H159V220H158ZM168 221H170V220H168ZM168 221H166V222H168ZM191 221H192V220H191ZM233 221H234V220H233ZM206 222H207V221H206ZM225 222H226V219H225ZM234 222H235V221H234ZM143 223H144V222H143ZM156 223H157V222H156ZM180 223H181V222H180ZM204 223H205V222H204ZM208 223H209V222H208ZM227 223H228V221H227ZM241 223H243V222H241ZM162 224H163V223H162ZM224 224H225V223H224ZM228 224H229V223H228ZM230 224H231V223H230ZM235 224H236V223H235ZM251 224H252V223H251ZM123 225H124V224H123ZM160 225H161V224H160ZM178 225H179V224H178ZM182 225H183V224H182ZM200 225H201V224H200ZM231 225H232V224H231ZM243 225H244V224H243ZM249 225H250V223H249ZM254 225H255V224H254ZM165 226H166V225H165ZM250 226H251V225H250ZM257 226H258V225H257ZM137 227H138V226H137ZM169 227H170V226H169ZM209 227H210V226H209ZM222 227H223V226H222ZM239 227H240V226H239ZM253 227H255V226H253ZM262 227H263V226H262ZM122 228H123V227H122ZM124 228H125V227H124ZM138 228H139V227H138ZM180 228H181V227H180ZM230 228H231V227H230ZM244 228H245V227H244ZM244 228H243V229H244ZM219 229H220V228H219ZM245 229H246V228H245ZM245 229H244V230H245ZM138 230H139V229H138ZM164 230H165V229H164ZM180 230H181V229H180ZM254 230H255V229H254ZM113 231H114V230H113ZM121 231H122V230H121ZM226 231H228V230H226ZM235 231H236V230H235ZM252 231H253V230H252ZM167 232H168V231H167ZM188 232H189V231H188ZM210 232H211V231H210ZM216 232L218 233V231H216ZM230 232H231V231H230ZM238 232H239V231H238ZM162 233H163V232H162ZM191 233H192V232H191ZM191 233H190V234H191ZM240 233H241V232H240ZM245 233H246V232H245ZM250 233H251V232H250ZM167 234H168V233H167ZM222 234H223V233H222ZM224 234H225V233H224ZM228 234H229V233H228ZM241 234H242V233H241ZM122 235H123V234H122ZM173 235H174V234H173ZM192 235H193V234H192ZM114 236H115V235H114ZM142 236H143V235H142ZM224 236H225V235H224ZM226 236H228V235H226ZM229 236H231V235H229ZM256 236H257V235H256ZM193 237H194V236H193ZM215 237H216V236H215ZM246 237H247V236H246ZM105 238H106V237H105ZM128 238H129V237H128ZM170 238H171V237H170ZM187 238H188V237H187ZM201 238H202V237H201ZM212 238H213V236H212ZM226 238H228V237H226ZM117 239H118V238H117ZM125 239H126V238H125ZM129 239H130V238H129ZM156 239H157V238H156ZM161 239H162V238H161ZM164 239H165V238H164ZM166 239H167V238H166ZM241 239H242V238H241ZM259 239H260V238H259ZM263 239H264V238H263ZM147 240H148V239H147ZM187 240H188V239H187ZM213 240H214V239H213ZM228 240H229V239H228ZM235 240H236V239H235ZM235 240H234V241H235ZM250 240H251V239H250ZM250 240H249V241H250ZM136 241H137V240H136ZM142 241H143V240H142ZM190 241H191V240H190ZM221 241H222V240H221ZM256 241H257V239H256ZM169 242H170V239H169ZM177 242H178V241H177ZM222 242H223V241H222ZM245 242H246V240H245ZM136 243H137V242H136ZM136 243H135V244H136ZM141 243H142V242H141ZM143 243H144V242H143ZM171 243H172V242H171ZM230 243H231V242H230ZM230 243H229V244H230ZM232 243H233V241H232ZM137 244H138V243H137ZM145 244H146V243H145ZM153 245H154V244H153ZM181 245H182V244H181ZM204 245H205V244H204ZM234 245H235V244H234ZM236 245H237V244H236ZM140 246H141V245H140ZM140 246H139V247H140ZM175 246H176V245H175ZM240 246H241V245H240ZM242 246H243V245H242ZM257 246H258V245H257ZM136 247H137V246H136ZM144 247H145V246H144ZM153 247H154V246H153ZM212 247H213V246H212ZM212 247H211V248H212ZM263 247H264V245H263ZM237 248H238V247H237ZM239 248H240V247H239ZM174 249H175V248H174ZM180 249H181V248H180ZM195 249H196V248H195ZM205 249H206V248H205ZM240 249H242V247H241ZM256 249H258V248H256ZM182 250H183V249H182ZM201 250H202V249H201ZM225 250H226V249H225ZM137 251H138V250H137ZM140 251H141V250H140ZM140 251H139V252H140ZM151 251H152V250H151ZM169 251H170V250H169ZM204 251H205V250H204ZM240 251H241V250H240ZM153 252H155V251H153ZM210 252H211V250H210ZM214 252H215V251H214ZM235 252H236V251H235ZM237 252H239V251H237ZM251 252H252V250H251ZM263 252H264V251H263ZM136 253L138 254V252H136ZM203 253H205V252H203ZM228 253H229V252H228ZM258 253H259V252H258ZM184 254H185V253H184ZM198 254H199V253H198ZM200 254H201V253H200ZM222 254H225V253H222ZM242 254H243V253H242ZM242 254H241V255H242ZM245 254H246V253H245ZM143 255H144V254H143ZM146 255H147V253H146ZM181 255H182V254H181ZM127 256H128V255H127ZM130 256H131V255H130ZM144 256H145V255H144ZM148 256H149V254H148ZM152 256H153V255H152ZM161 256H162V255H161ZM163 256H164V255H163ZM186 256H187V255H186ZM200 256H201V255H200ZM200 256H199V257H200ZM226 256H227V255H226ZM132 257H133V256H132ZM137 257H138V255H137ZM172 257H173V256H172ZM258 257H259V256H258ZM139 258H140V257H139ZM154 258L156 259V257H154ZM190 258H191V257H190ZM190 258H189V259L187 258V259L190 260ZM223 258H224V257H223ZM248 258H249V257H248ZM256 258H257V257H256ZM152 259H153V258H152ZM187 259H186V260H187ZM249 259H250V258H249ZM261 259H262V258H261ZM135 260H136V259H135ZM144 260H145V259H144ZM172 260H173V259H172ZM196 260H197V259H196ZM196 260H195V261H196ZM252 260H253V259H252ZM141 261H142V260H141ZM169 261H170V260H169ZM200 261H201V260H200ZM206 261H207V260H206ZM206 261H205V262H206ZM255 261H256V260H255ZM151 262H152V261H151ZM173 262H174V261H173ZM185 262H186V261H185ZM185 262H184V263H185ZM261 262H262V261H261ZM138 263H139V262H138ZM197 263H198V262H197ZM151 264H152V263H151ZM166 264H167V263H166ZM175 264H176V261H175ZM207 264H208V263H207ZM260 264H261V263H260ZM263 264H264V263H263Z\"/></svg>","mask_w":264,"mask_h":264}]
</instances>
